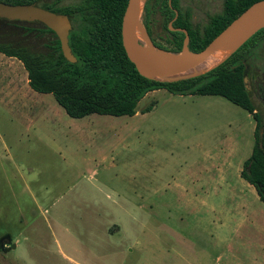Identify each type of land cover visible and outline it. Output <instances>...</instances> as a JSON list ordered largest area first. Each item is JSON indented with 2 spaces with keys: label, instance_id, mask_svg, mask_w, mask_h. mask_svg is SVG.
<instances>
[{
  "label": "rangeland",
  "instance_id": "374dc122",
  "mask_svg": "<svg viewBox=\"0 0 264 264\" xmlns=\"http://www.w3.org/2000/svg\"><path fill=\"white\" fill-rule=\"evenodd\" d=\"M180 7L203 30L225 0H180ZM25 27L43 28L0 19V43L46 53L53 35ZM166 37L157 14L153 38L168 46ZM247 71L264 120V42ZM30 99L57 102L51 94ZM18 112L0 124V264H264V202L240 176L256 122L241 107L217 96L151 92L133 117L97 115L103 133L74 138L79 146L64 157L33 139ZM225 142L233 148L226 154ZM105 158L114 164L102 166Z\"/></svg>",
  "mask_w": 264,
  "mask_h": 264
},
{
  "label": "trees",
  "instance_id": "16d2710c",
  "mask_svg": "<svg viewBox=\"0 0 264 264\" xmlns=\"http://www.w3.org/2000/svg\"><path fill=\"white\" fill-rule=\"evenodd\" d=\"M43 0H0L9 5H30ZM262 0H225L223 13L212 16L203 30L194 27L191 13L183 11L180 0H148L144 25L154 44L172 53H180L186 30L190 37L191 51L204 50L236 18L256 2ZM61 0L45 4L42 8L67 15L76 27L70 33L69 46L77 62L66 60L57 35L42 24L43 28H24L27 32L51 34L46 53H34L28 47L0 43V53L22 62L29 76V85L40 94H51L75 119L92 114L114 117L135 116L139 102L150 92L165 89L180 96L222 97L253 115L256 121L255 143L252 154L243 165L241 177L252 185L264 202V120L255 107L245 86L248 62L255 50L264 42V29L260 30L222 64L211 71L174 83H160L143 77L129 60L122 41V22L129 0H80L78 4L60 6ZM159 14L167 32L166 43L153 38L155 16ZM11 23H28L9 21ZM41 24V23H40ZM152 107L144 110L150 112Z\"/></svg>",
  "mask_w": 264,
  "mask_h": 264
},
{
  "label": "water",
  "instance_id": "95a60500",
  "mask_svg": "<svg viewBox=\"0 0 264 264\" xmlns=\"http://www.w3.org/2000/svg\"><path fill=\"white\" fill-rule=\"evenodd\" d=\"M147 2L148 0H129L122 22V41L129 60L135 65L139 74L160 83L184 81L211 71L252 36L264 29V0H262L244 11L204 50L194 52L189 48L188 32L173 27L179 15L178 11H175L176 16L169 24V30L185 33V39L180 53L167 52L154 44L144 25L143 14ZM0 19L43 24L57 35L66 60L71 63L77 62L69 46L73 23L67 15L51 12L37 4L9 5L0 2ZM221 51H228L225 60L213 68L202 70L211 58ZM247 81L245 78V86L248 89Z\"/></svg>",
  "mask_w": 264,
  "mask_h": 264
},
{
  "label": "crops",
  "instance_id": "0c3cea01",
  "mask_svg": "<svg viewBox=\"0 0 264 264\" xmlns=\"http://www.w3.org/2000/svg\"><path fill=\"white\" fill-rule=\"evenodd\" d=\"M162 90L165 89L152 91V93ZM32 93L36 92L29 85L28 72L22 62L14 57H8L0 53V124L2 126L12 124L15 120L16 110L19 111V115L27 118L25 122L27 127L26 132L33 134V139H38L39 143L46 146V150L58 153L63 157L69 156L72 150L74 152L79 146L74 143V138L76 140H83L88 137L94 138L103 133L102 129H97L96 127L105 122L102 117L98 118V114L75 119L70 117L58 102L41 101V103H32L30 99ZM249 115L253 118L252 114L249 113ZM53 133L62 137L65 144L61 145L55 142V139L52 140L50 136ZM232 149L230 144L225 142L223 149L220 150L222 153H225V151H231ZM114 162L113 158L112 160L105 158L102 161V166L109 165L111 167ZM251 187L253 186L251 185ZM253 189L255 190L254 187ZM254 263L259 264L257 259Z\"/></svg>",
  "mask_w": 264,
  "mask_h": 264
},
{
  "label": "bare ground",
  "instance_id": "6f19581e",
  "mask_svg": "<svg viewBox=\"0 0 264 264\" xmlns=\"http://www.w3.org/2000/svg\"><path fill=\"white\" fill-rule=\"evenodd\" d=\"M139 39L142 41V38L139 37ZM228 54V51H221L216 53L211 60L208 62V64L202 68V70L210 69L221 63L222 61L225 60L226 56Z\"/></svg>",
  "mask_w": 264,
  "mask_h": 264
}]
</instances>
